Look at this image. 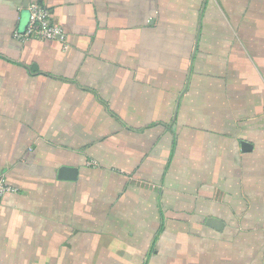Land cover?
Instances as JSON below:
<instances>
[{
	"label": "crops",
	"instance_id": "obj_1",
	"mask_svg": "<svg viewBox=\"0 0 264 264\" xmlns=\"http://www.w3.org/2000/svg\"><path fill=\"white\" fill-rule=\"evenodd\" d=\"M0 179V264H264V0H0Z\"/></svg>",
	"mask_w": 264,
	"mask_h": 264
},
{
	"label": "built area",
	"instance_id": "obj_2",
	"mask_svg": "<svg viewBox=\"0 0 264 264\" xmlns=\"http://www.w3.org/2000/svg\"><path fill=\"white\" fill-rule=\"evenodd\" d=\"M29 20L25 31L16 34V38L24 42L28 39H38L40 41L64 40L65 33L57 24L52 23L49 11L42 5L33 2L29 7ZM15 189L0 179V205L9 193H14Z\"/></svg>",
	"mask_w": 264,
	"mask_h": 264
},
{
	"label": "water",
	"instance_id": "obj_3",
	"mask_svg": "<svg viewBox=\"0 0 264 264\" xmlns=\"http://www.w3.org/2000/svg\"><path fill=\"white\" fill-rule=\"evenodd\" d=\"M77 168L74 167H61L57 171L58 180L75 181L77 179ZM218 221L209 219L207 221L208 226H216Z\"/></svg>",
	"mask_w": 264,
	"mask_h": 264
}]
</instances>
